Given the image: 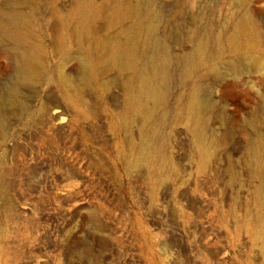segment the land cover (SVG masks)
Segmentation results:
<instances>
[{
	"label": "rangeland",
	"instance_id": "obj_1",
	"mask_svg": "<svg viewBox=\"0 0 264 264\" xmlns=\"http://www.w3.org/2000/svg\"><path fill=\"white\" fill-rule=\"evenodd\" d=\"M0 264H264V0H0Z\"/></svg>",
	"mask_w": 264,
	"mask_h": 264
}]
</instances>
